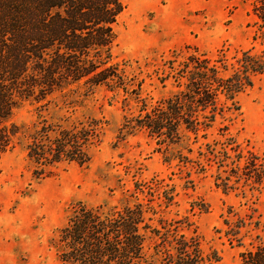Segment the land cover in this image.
Returning <instances> with one entry per match:
<instances>
[{"label":"rangeland","instance_id":"374dc122","mask_svg":"<svg viewBox=\"0 0 264 264\" xmlns=\"http://www.w3.org/2000/svg\"><path fill=\"white\" fill-rule=\"evenodd\" d=\"M122 2L112 79L30 98L13 115L19 132L0 159V264H78L61 257V230L82 208L140 206L135 264H177L181 252L242 264L264 246V186L245 175L246 158L264 152L257 1ZM177 95L188 122L170 141L151 130V113Z\"/></svg>","mask_w":264,"mask_h":264},{"label":"trees","instance_id":"16d2710c","mask_svg":"<svg viewBox=\"0 0 264 264\" xmlns=\"http://www.w3.org/2000/svg\"><path fill=\"white\" fill-rule=\"evenodd\" d=\"M256 1L255 13L264 27V0ZM123 10L122 0H0V159L19 132L12 118L25 100L46 101L54 92L74 90L80 84L92 91L112 79L111 49ZM237 83L230 91L242 88V81ZM179 99L177 95L175 104L168 101L167 108L151 113V130L170 141L188 122H181ZM225 155L228 160L230 154ZM237 156L234 167L244 171L246 164L249 180L264 186V152L250 155L245 164L244 155ZM217 171V184L227 190L232 176L220 173L225 169ZM139 207L116 214L101 207L82 208L61 230L65 245L61 257L78 264H135L144 242ZM242 257V264H264V246L243 252ZM198 258L197 252H181L176 263L196 264Z\"/></svg>","mask_w":264,"mask_h":264}]
</instances>
